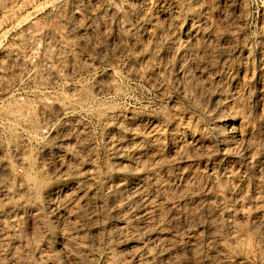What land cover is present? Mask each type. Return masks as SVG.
<instances>
[{
  "label": "rangeland",
  "instance_id": "1",
  "mask_svg": "<svg viewBox=\"0 0 264 264\" xmlns=\"http://www.w3.org/2000/svg\"><path fill=\"white\" fill-rule=\"evenodd\" d=\"M0 83V264H264V0H0Z\"/></svg>",
  "mask_w": 264,
  "mask_h": 264
},
{
  "label": "bare ground",
  "instance_id": "2",
  "mask_svg": "<svg viewBox=\"0 0 264 264\" xmlns=\"http://www.w3.org/2000/svg\"><path fill=\"white\" fill-rule=\"evenodd\" d=\"M143 5V4H142ZM145 11V10H144ZM143 11V12H144ZM144 14V13H143ZM153 16H154V14H153ZM152 18H150V20H151ZM149 21V20H148ZM135 22V21H134ZM157 22V21H156ZM135 24V23H134ZM140 24H141V22H140ZM129 25V24H128ZM131 25V27H132V25H133V22H132V24H130ZM147 25V24H146ZM146 25H145V27H146ZM128 27V26H127ZM149 27V26H148ZM125 28V27H124ZM140 28V27H139ZM127 29V28H126ZM142 29H144L143 28V26H142ZM176 29V28H175ZM128 30V29H127ZM133 31H134V29H132ZM137 30H138V28H137ZM126 31V30H125ZM141 31V30H140ZM131 32V31H130ZM145 32V31H144ZM157 32V31H156ZM179 32V31H178ZM199 32V31H198ZM200 32H201V30H200ZM205 33V32H204ZM208 34V33H207ZM167 35V34H166ZM191 35V34H190ZM157 36L158 35H156V38H157ZM150 37V36H149ZM206 37V36H205ZM211 37V36H210ZM190 38H192V37H190ZM196 38V37H195ZM195 38H194V40H195ZM174 39V38H173ZM202 39V38H201ZM191 41V40H190ZM39 43V42H38ZM153 43H155V42H153ZM64 44V43H63ZM171 44V43H170ZM188 45H189V43H188ZM62 46V45H61ZM121 46V45H120ZM191 46V45H190ZM151 48H152V46H151ZM142 49V48H141ZM64 50V49H63ZM66 50V49H65ZM151 50V49H150ZM60 51H61V48H60ZM152 51V50H151ZM30 52V51H29ZM182 52V51H181ZM64 53V52H63ZM152 53V52H151ZM155 53V52H154ZM60 54V53H59ZM70 59H72V58H70ZM158 61V60H157ZM64 62V61H63ZM67 62V61H66ZM73 62V61H72ZM162 62V61H161ZM68 63V62H67ZM163 63V62H162ZM66 64V63H65ZM157 65V64H156ZM166 65V64H165ZM72 66H74V65H72ZM71 67V66H70ZM69 67V68H70ZM72 68V67H71ZM70 68V69H71ZM127 68V67H126ZM148 68V67H147ZM72 70V69H71ZM63 71H65V70H63ZM149 71H150V69H149ZM164 70H162V72H163ZM66 73V72H65ZM67 74V73H66ZM11 76V75H10ZM9 76V77H10ZM147 76V75H146ZM154 76V75H153ZM151 77V76H150ZM2 78H4V76L2 77ZM146 78V77H145ZM161 79V78H160ZM11 80V79H10ZM154 81V80H153ZM158 82V81H157ZM1 84V83H0ZM6 84H7V82H6ZM5 84V85H6ZM9 85V84H8ZM154 85V84H153ZM10 86V85H9ZM7 88V87H6ZM5 88V89H6ZM4 89V90H5ZM6 91V90H5ZM42 91V90H41ZM12 95H13V93H11V95L9 96V97H12ZM8 97V98H9ZM9 100V99H8ZM84 100V99H83ZM82 100V101H83ZM15 101V100H14ZM18 101V100H17ZM15 103V102H14ZM13 105V104H12ZM0 109H2V111H3V113H4V115L5 116H7L8 118L10 117V118H23V119H25V118H28V115L29 114H31L32 113V111H33V109H34V106L30 103V102H27V103H19L18 104V102H17V104L16 105H14V106H10V105H7V106H4V103H3V100H1L0 101ZM41 115H42V118L44 117L43 115H46L45 117L46 118H48L49 119V117H51L50 116V113L49 112H45L44 110H41ZM63 115V114H62ZM128 115V114H127ZM125 116V115H124ZM129 116V115H128ZM132 116V115H131ZM41 117V116H40ZM122 118V117H121ZM124 118V117H123ZM127 118V117H126ZM133 118V117H132ZM131 118V119H132ZM134 119V118H133ZM0 120H1V118H0ZM6 122H8V124L9 123H12L11 122V120H9V119H4ZM2 121V120H1ZM25 121V120H24ZM66 121V120H65ZM120 121V120H119ZM3 122V121H2ZM1 123V122H0ZM134 123V122H133ZM149 123V122H148ZM154 123H156V122H154ZM132 124V123H131ZM135 124V123H134ZM143 124V123H142ZM149 124H151V123H149ZM153 125V124H152ZM156 125V124H155ZM11 126V125H10ZM22 127V126H21ZM124 127V126H123ZM135 127V126H134ZM144 127V126H143ZM149 127V126H148ZM152 127V126H151ZM11 128V127H10ZM9 129V128H8ZM63 129V128H62ZM143 130V129H142ZM148 130V129H147ZM147 130H146V133H147ZM8 131V130H7ZM63 131H65V130H63ZM153 131V130H152ZM22 132V131H21ZM131 132H132V130H131ZM66 134V133H65ZM68 134V133H67ZM193 134V133H192ZM9 135V134H8ZM61 136V135H60ZM64 136V135H63ZM193 136V135H192ZM55 137V136H54ZM24 138V137H23ZM153 138V137H152ZM136 139V138H135ZM131 140V139H130ZM142 140V139H141ZM199 140V139H198ZM132 141V140H131ZM129 142V141H128ZM194 142V141H193ZM199 142V141H198ZM201 142V141H200ZM221 142V141H220ZM24 143V142H23ZM131 143V142H130ZM136 144V143H135ZM148 144V143H147ZM198 145V144H197ZM200 145V144H199ZM132 146V145H131ZM153 146V145H152ZM59 147V146H58ZM201 147V146H200ZM204 147V146H203ZM114 148V147H113ZM118 147H116V149H117ZM124 148V147H123ZM151 148V147H150ZM154 148V147H153ZM77 149V148H76ZM115 149V150H116ZM113 150V149H112ZM44 151V150H43ZM119 151V150H118ZM123 151V150H122ZM153 151V150H152ZM46 152V151H45ZM45 152H43V153H45ZM138 152V151H137ZM180 152V151H179ZM43 153H42V155H43ZM52 153V152H51ZM58 153V152H57ZM81 153V152H80ZM113 153V152H112ZM17 154V153H16ZM50 154V153H49ZM64 154V153H63ZM153 154V153H152ZM151 154V155H152ZM19 155H21V153L19 154ZM48 155V154H47ZM58 155H59V153H58ZM147 155V154H146ZM123 156V155H122ZM23 157V156H22ZM31 157V156H30ZM45 157H47V156H45ZM57 157V156H56ZM58 158H60V157H58ZM62 158V157H61ZM125 158V157H124ZM178 158V157H177ZM185 158V157H184ZM184 158H183V160H184ZM30 159V158H29ZM33 159V158H32ZM45 159V158H44ZM51 159V158H50ZM141 159V158H140ZM63 160V159H62ZM115 160V159H114ZM124 160V159H123ZM23 161V160H22ZM33 161V160H32ZM42 161V160H41ZM131 161V160H130ZM10 162V161H9ZM20 162V161H19ZM45 162V161H44ZM51 162V161H50ZM112 162V161H111ZM114 162V161H113ZM128 162V161H127ZM153 162H154V160H153ZM45 163H48V162H45ZM52 163V162H51ZM50 163V164H51ZM55 163H57V162H55ZM130 163V162H129ZM128 163V164H129ZM68 164V163H67ZM119 164V163H118ZM140 164V163H139ZM5 165H6V163H5ZM5 165H4V167H5ZM29 165V164H28ZM53 165V164H52ZM61 165V164H60ZM135 165V164H134ZM49 166V165H48ZM57 166V165H56ZM58 166H59V164H58ZM32 166L30 165V168H31ZM34 167V166H33ZM51 167V166H50ZM116 167H117V165H116ZM40 168V167H39ZM10 169V168H9ZM27 169H28V167H27ZM78 169V168H77ZM29 170V169H28ZM27 170V171H28ZM48 170V169H47ZM56 170V169H55ZM61 170V168L59 167V171ZM117 170V169H116ZM115 170V171H116ZM131 170H133V169H131ZM8 171V170H7ZM32 171V170H31ZM31 171H29L30 173H29V175L27 176V179L26 178H24V179H26L27 180V183L29 184V182L35 187V189L36 190H40V188H41V180H38L37 178H35V177H33L32 175H31ZM40 171V170H39ZM62 171V170H61ZM60 171V172H61ZM68 171V170H67ZM35 172V171H34ZM46 172V171H45ZM44 172V173H45ZM63 172H65V170L63 169ZM117 172V171H116ZM28 173V172H27ZM40 173V172H39ZM44 173H42V174H44ZM56 174V171H54V169H52L51 171H49V172H47V174ZM58 173V172H57ZM32 174H33V172H32ZM122 174V173H121ZM4 175H5V172H0V181H3L5 178H3L4 177ZM34 175V174H33ZM35 175H38L37 174V172H36V174ZM61 175V174H60ZM59 175V176H60ZM154 175V174H153ZM182 175V174H181ZM184 175V174H183ZM45 176V175H44ZM51 176V175H50ZM49 176V177H50ZM55 176V175H54ZM53 176V177H54ZM127 176V175H126ZM152 176V175H151ZM155 176V175H154ZM6 177V176H5ZM43 177V176H42ZM61 177V176H60ZM64 177V176H63ZM68 177V176H67ZM98 177V176H97ZM181 177V176H180ZM8 178H10V177H8ZM45 178V177H44ZM47 178V177H46ZM45 178V179H46ZM56 178H57V176H56ZM59 178V177H58ZM3 179V180H2ZM11 179V178H10ZM15 180V178H12V180ZM52 179V178H51ZM55 179V178H54ZM116 179V178H115ZM156 179V178H155ZM183 179V178H182ZM188 179V178H187ZM7 181H8V179H6ZM11 180V181H12ZM20 180V179H19ZM152 180V179H151ZM10 181V182H11ZM16 181H17V179H16ZM22 181V180H21ZM21 181H19V182H17V184H16V188L18 189V188H21L22 186H24V184L21 182ZM24 181V180H23ZM79 181V180H78ZM106 181V180H105ZM186 181V180H185ZM6 182V181H5ZM14 182V181H13ZM81 182V181H80ZM108 182V181H107ZM106 182V183H107ZM154 182V181H153ZM16 183V182H15ZM44 183V182H43ZM86 183V182H85ZM91 183V182H90ZM110 183H111V181H110ZM163 183V182H162ZM189 183V182H188ZM4 184V183H3ZM7 184H9V183H7ZM78 184V183H77ZM119 184V183H118ZM118 184H116V185H118ZM94 185V184H93ZM101 185V184H100ZM124 185V184H123ZM144 185V184H143ZM14 186V185H13ZM33 186L32 187H30V188H33ZM86 186V185H85ZM89 186V185H88ZM110 186H112V185H110ZM129 186V185H128ZM136 186V185H135ZM183 186V185H182ZM26 187H27V184H26ZM56 187V186H55ZM55 187H53V188H55ZM100 187V186H99ZM108 187V186H107ZM4 188H6V187H3V189ZM11 188V187H10ZM28 188V190H29V187H27ZM26 188V189H27ZM75 188H76V185H75ZM98 188V187H97ZM168 188V187H167ZM9 189V188H8ZM12 189V188H11ZM16 189V190H17ZM68 189V188H67ZM114 189V188H113ZM183 189H185V187L183 188ZM5 190V189H4ZM3 190V191H4ZM20 190V192H22L21 191V189H19ZM32 190V189H31ZM36 190H34L35 191V193L37 192ZM72 190V189H71ZM86 190V189H85ZM84 190V191H85ZM89 190V189H88ZM94 190V189H93ZM111 190V189H110ZM131 190V189H130ZM146 190V189H145ZM6 191H8L9 192V190H7L6 189ZM83 191V192H84ZM122 191V190H121ZM139 191V190H138ZM186 191V190H185ZM17 192V191H16ZM31 192V191H30ZM52 192V191H51ZM67 192H69V190L67 191ZM66 192V193H67ZM108 192V191H107ZM118 192V191H117ZM27 193V192H26ZM47 193H48V191H47ZM59 193V192H58ZM94 193V192H93ZM97 193V192H96ZM123 193V192H122ZM1 194V193H0ZM4 194V193H3ZM2 194V195H3ZM17 194V193H16ZM20 194V193H19ZM28 194V193H27ZM37 194H39V193H37ZM41 194V193H40ZM43 194V193H42ZM41 194V195H42ZM49 194V193H48ZM65 194V193H64ZM10 195V194H9ZM44 195V194H43ZM57 195V194H56ZM81 195V194H80ZM144 195V194H143ZM142 195V196H143ZM148 195V194H147ZM15 196V195H14ZM37 196V195H36ZM47 196V195H46ZM77 196V195H76ZM78 196H79V194H78ZM12 197V196H11ZM22 197V196H21ZM38 197V196H37ZM36 197V198H37ZM55 197V196H54ZM64 197V196H63ZM81 197V196H80ZM145 197V196H144ZM20 198V197H19ZM47 198V197H46ZM48 198H49V196H48ZM53 198V197H52ZM140 198V197H139ZM150 198V197H149ZM10 199V198H9ZM39 199V198H38ZM78 199H79V197H78ZM100 199V198H99ZM2 200V199H1ZM7 199H5L4 201H6ZM14 201H15V198L13 199ZM33 200V199H32ZM74 200V199H73ZM93 200V199H92ZM128 200V199H127ZM152 200V199H151ZM150 200V201H151ZM34 201V200H33ZM39 201H40V199H39ZM38 201V202H39ZM52 201V200H51ZM68 201H69V199H68ZM83 201V200H82ZM95 201V200H94ZM139 201V200H138ZM16 202V201H15ZM47 202V201H46ZM73 203H74V201H72ZM126 202V201H125ZM149 202V201H148ZM162 202V201H161ZM6 203V202H5ZM8 203V202H7ZM34 203V202H33ZM57 203V202H56ZM90 203V202H89ZM94 203V202H93ZM117 203V202H116ZM159 203V202H158ZM177 203V202H176ZM183 203V202H182ZM49 204V203H48ZM81 204V203H80ZM103 204V203H102ZM125 204V203H124ZM152 204V203H151ZM174 204V203H173ZM39 205V204H38ZM54 205V204H53ZM98 205V204H97ZM100 205V204H99ZM134 205V204H133ZM142 205V204H141ZM171 205V204H170ZM68 206V205H67ZM70 206V205H69ZM84 206V205H83ZM86 206V205H85ZM84 206V207H85ZM135 206V205H134ZM138 205H136V207H137ZM148 206V205H147ZM38 207V206H37ZM46 207V206H45ZM98 207V206H97ZM118 207V206H117ZM117 207H116V209H117ZM140 207V206H139ZM150 207V206H149ZM5 208V207H4ZM127 208V207H126ZM154 208H156L155 206H154ZM178 208V207H177ZM23 209V208H22ZM41 209V208H40ZM45 209V208H44ZM72 209V208H71ZM91 209V208H90ZM92 209H94V208H92ZM130 209V208H129ZM148 209V208H147ZM150 209V208H149ZM168 209V208H167ZM183 209V208H182ZM196 209V208H195ZM194 209V210H195ZM16 210V209H15ZM36 210V209H35ZM51 210V209H50ZM76 210V209H75ZM83 210V209H82ZM99 210H101V209H99ZM98 210V211H99ZM127 210V209H126ZM73 211V210H72ZM95 211V210H94ZM133 211V210H132ZM146 211V210H145ZM161 211V210H160ZM172 211V210H171ZM186 211V210H185ZM45 212V211H44ZM93 212V211H92ZM194 212V211H193ZM18 213V212H17ZM46 213H47V211H46ZM70 213H71V211H70ZM163 213V212H162ZM187 213H188V211H187ZM195 213V212H194ZM11 214H12V212H11ZM62 214V213H61ZM90 214V213H89ZM141 215H142V213H140ZM172 214V213H171ZM171 214H169V215H171ZM175 214V213H174ZM189 214V213H188ZM15 215V214H14ZM54 215V214H53ZM115 215V214H114ZM156 215V214H155ZM154 215V216H155ZM159 215V214H158ZM195 215V214H194ZM3 216H5V215H3ZM51 216V215H50ZM56 216H57V214H56ZM67 216V215H66ZM151 216V215H150ZM157 216V215H156ZM156 216H155V218H156ZM55 217V216H54ZM58 217V216H57ZM75 217V216H74ZM95 217V216H94ZM134 217V216H133ZM158 217V216H157ZM172 217V216H171ZM6 218V217H5ZM11 218H12V216H11ZM36 218V217H35ZM61 218V217H60ZM72 218V217H71ZM83 218V217H82ZM154 218V217H153ZM170 218V217H169ZM188 218V217H187ZM20 219V218H19ZM56 219V218H55ZM83 219H85V218H83ZM123 219V218H122ZM148 219V218H147ZM150 219H151V217H150ZM88 220V219H87ZM134 220V219H133ZM175 220V219H174ZM9 221V220H8ZM145 221V220H144ZM161 221V220H160ZM166 221V220H165ZM38 222V221H37ZM64 222H66V221H64ZM79 222V221H78ZM82 222V221H81ZM84 222V221H83ZM134 222V221H133ZM174 222V221H173ZM8 223V222H7ZM85 223H86V221H85ZM122 223V222H121ZM150 223V222H149ZM168 223V222H167ZM13 224V223H12ZM15 224V223H14ZM61 224V223H60ZM59 224V225H60ZM135 224V223H134ZM264 224V223H263ZM70 225H71V223H70ZM118 225H119V223H118ZM147 225V224H146ZM30 226V225H29ZM42 226V225H41ZM1 227V226H0ZM63 227V226H62ZM65 227V226H64ZM129 227V226H128ZM136 227V226H135ZM153 227V226H152ZM219 227V226H218ZM58 228V227H57ZM138 228V227H137ZM139 228H140V226H139ZM161 228V227H160ZM163 228H164V226H163ZM30 229V228H29ZM56 229V228H55ZM165 229H166V227H165ZM143 230V229H142ZM167 230V229H166ZM3 231V230H2ZM11 231H13V230H11ZM212 231V230H211ZM118 231H116V233H117ZM143 232V231H142ZM148 232H150V230L148 231ZM5 233V232H4ZM80 233V232H79ZM123 233H124V230H123ZM147 233V232H146ZM6 234V233H5ZM161 234V233H160ZM170 234H171V232H170ZM169 234V235H170ZM79 235H81V234H79ZM116 235V234H115ZM141 235V234H140ZM167 235V234H166ZM196 235V234H195ZM233 235V234H232ZM131 236V235H130ZM231 236V235H230ZM78 237V236H77ZM147 237V236H146ZM152 237V236H151ZM4 238V237H3ZM123 238H125V237H123ZM134 238H136V237H134ZM163 238V237H162ZM169 238V237H168ZM29 239V238H28ZM96 239H98V238H96ZM158 239V238H157ZM59 240V239H58ZM144 240V239H143ZM147 240V239H146ZM149 240V239H148ZM172 240H173V238H172ZM3 241V240H2ZM14 241V240H13ZM78 241V240H77ZM158 241V240H157ZM169 241V240H168ZM167 241V242H168ZM176 241V240H175ZM192 241V240H191ZM23 242V241H22ZM100 242V241H99ZM145 242V241H144ZM154 242V241H153ZM174 242V241H173ZM192 242H194V241H192ZM192 242H190V243H192ZM15 243V242H14ZM27 243V242H26ZM132 243V242H131ZM149 243V242H148ZM157 243V242H156ZM166 243V242H165ZM18 244V243H17ZM57 244V243H56ZM58 244H60V243H58ZM121 244V243H120ZM154 244V243H153ZM158 244V243H157ZM172 244V243H171ZM11 245V244H10ZM15 245V244H14ZM122 245V244H121ZM124 245H126V244H124ZM128 245H130V244H128ZM133 245V244H132ZM137 245V244H136ZM67 246V245H66ZM139 246H141V245H139ZM143 246V245H142ZM163 246V245H162ZM161 246V247H162ZM193 246V245H192ZM63 247H65V246H63V244L61 245V248H62V251H63ZM121 247V246H120ZM137 247V246H136ZM135 247V248H136ZM145 247V246H144ZM144 247H143V249H144ZM168 247V246H167ZM170 247V246H169ZM172 247V246H171ZM179 247V246H178ZM188 247V246H187ZM138 248H140V247H138ZM45 249V248H44ZM58 249V248H57ZM120 249V248H119ZM125 249V248H124ZM132 249V248H131ZM165 249V248H164ZM169 249V248H168ZM176 249V248H175ZM197 249V248H196ZM199 249V248H198ZM26 250V249H25ZM11 250H9V252H10ZM32 251H33V249H32ZM42 251V250H41ZM58 251V250H57ZM56 251V252H57ZM60 251V250H59ZM65 251V250H64ZM75 251V250H74ZM124 251V250H123ZM155 251V250H154ZM159 251V250H158ZM168 251V250H167ZM177 251V250H176ZM1 252V251H0ZM20 252V251H19ZM86 252V251H85ZM119 252V251H118ZM122 252V251H121ZM132 252V251H131ZM135 252V251H134ZM175 252V251H174ZM178 252V251H177ZM70 253V252H69ZM68 253V254H69ZM137 253V252H136ZM139 253V252H138ZM172 253V252H171ZM52 254V253H51ZM64 254H67V252H65ZM12 255V254H11ZM62 255V253L60 254V256ZM71 255V254H70ZM85 255V254H84ZM157 255V254H156ZM175 255V254H174ZM4 256V255H3ZM8 256V255H7ZM74 256V255H73ZM130 256H132V254L130 255ZM148 256V255H147ZM171 256V255H170ZM83 257V256H82ZM134 257H135V255H134ZM173 257H175V256H173ZM177 257V256H176ZM10 258V257H9ZM16 258V257H15ZM68 258V257H67ZM145 258V257H144ZM167 258V257H166ZM2 259V258H1ZM38 259V258H37ZM127 259V258H126ZM149 259V258H148ZM173 259V258H172ZM7 260V259H6ZM40 260V259H39ZM38 260V261H39ZM77 260H78V258H77ZM86 260V259H85ZM111 260V259H110ZM146 260V259H145ZM149 260H152V259H149ZM217 260V259H216ZM48 261V260H47ZM51 261V260H50ZM49 261V262H50ZM69 263H71V264H77V261H76V259L75 258H69ZM82 261V260H81ZM135 261H136V259H135ZM166 261H167V259H166ZM207 261V260H206ZM20 262V261H19ZM64 262H66V261H64ZM160 262H162V261H160ZM172 262V261H171ZM217 262V261H216ZM215 262V263H216ZM25 263V262H24ZM81 263V262H80ZM139 263V261L136 263V264H138ZM173 263V262H172ZM205 263V262H204ZM214 263V264H215ZM218 263V262H217ZM221 263V262H220ZM9 264V263H8ZM20 264V263H19ZM89 264H91V263H89ZM149 264V263H148Z\"/></svg>",
  "mask_w": 264,
  "mask_h": 264
},
{
  "label": "built area",
  "instance_id": "3",
  "mask_svg": "<svg viewBox=\"0 0 264 264\" xmlns=\"http://www.w3.org/2000/svg\"><path fill=\"white\" fill-rule=\"evenodd\" d=\"M41 49H42V47H41V42L36 43V44H34V45L32 46V48H31V50H30V56H31L32 62H35V61L39 58V56H40V52H41ZM51 81H53V78H52ZM50 132H51V130L47 132L46 129H44V131H43V133L46 134L47 136H48V134H49Z\"/></svg>",
  "mask_w": 264,
  "mask_h": 264
}]
</instances>
